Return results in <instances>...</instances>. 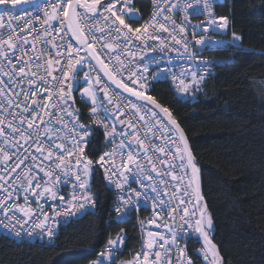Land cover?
I'll return each mask as SVG.
<instances>
[{
  "label": "built area",
  "instance_id": "built-area-1",
  "mask_svg": "<svg viewBox=\"0 0 264 264\" xmlns=\"http://www.w3.org/2000/svg\"><path fill=\"white\" fill-rule=\"evenodd\" d=\"M136 1L0 0V232L53 244L62 223L94 209L86 168L96 164L115 192L116 223L149 215L132 258H122V230L90 264H216L179 134L107 80L71 38L68 11L74 2L86 42L111 75L152 100L153 82L181 93L216 75L233 63L223 52L240 39L216 13L228 0H150L146 17ZM77 100L88 106L87 121ZM95 129L104 146L91 159Z\"/></svg>",
  "mask_w": 264,
  "mask_h": 264
},
{
  "label": "trees",
  "instance_id": "trees-1",
  "mask_svg": "<svg viewBox=\"0 0 264 264\" xmlns=\"http://www.w3.org/2000/svg\"><path fill=\"white\" fill-rule=\"evenodd\" d=\"M136 6L146 17L151 2L137 0ZM216 13L229 18V35L240 39L239 49L223 52L233 63L186 89L187 99L169 81L153 82L149 93L186 133L212 220L208 235L222 263L264 264V0H228ZM74 107L87 121L88 106L77 100ZM104 138L95 129L85 156L96 159ZM90 169L94 209L62 223L53 244L18 241L0 232V264H90L122 230L127 236L122 258H132L149 212L116 223L115 192L96 164Z\"/></svg>",
  "mask_w": 264,
  "mask_h": 264
},
{
  "label": "water",
  "instance_id": "water-1",
  "mask_svg": "<svg viewBox=\"0 0 264 264\" xmlns=\"http://www.w3.org/2000/svg\"><path fill=\"white\" fill-rule=\"evenodd\" d=\"M68 20L75 33L77 43L89 54V56L93 59V61L99 66V68L101 69V71L103 72L107 80L124 95L135 98L136 100L150 106L153 110L160 113L179 134L182 144H183V149L186 155V159L192 171L193 183H194L195 191L197 195V206L199 207L201 205V210L199 211L201 234L204 240L206 241V243L211 247V249L213 250L216 256V264H223L217 245L214 243L213 239L207 235L206 230H205L204 219L208 212V208H207L206 201L200 189V171L198 169V166L195 163L194 157L192 156V151H191L189 141H188V138L186 136L184 129L181 127L178 121L168 113V111L165 108H163L156 102V100H152L147 96L139 95V94H136V93H133L127 90L119 81H117L111 75V73L102 63V61L100 60L96 52L93 50V48L90 47L88 43L86 42L84 35L82 34L78 26V23H77L74 2H72L69 6Z\"/></svg>",
  "mask_w": 264,
  "mask_h": 264
},
{
  "label": "rangeland",
  "instance_id": "rangeland-1",
  "mask_svg": "<svg viewBox=\"0 0 264 264\" xmlns=\"http://www.w3.org/2000/svg\"><path fill=\"white\" fill-rule=\"evenodd\" d=\"M69 30H70L71 38L74 41H76V36H75V33H74L73 28H72L71 25H69ZM70 84H71V81H69V85H67V87H66L69 92L71 91V85ZM187 88H190V87H187ZM186 93L187 92H186V89H185V91L183 93H179V97H181L182 99H187L188 95ZM86 170H87V175L89 176V174L91 173L90 167H87ZM204 224H205L206 233L209 234L210 231L212 230V220H211L209 214H206L205 219H204Z\"/></svg>",
  "mask_w": 264,
  "mask_h": 264
},
{
  "label": "flooded vegetation",
  "instance_id": "flooded-vegetation-1",
  "mask_svg": "<svg viewBox=\"0 0 264 264\" xmlns=\"http://www.w3.org/2000/svg\"><path fill=\"white\" fill-rule=\"evenodd\" d=\"M208 235V234H207ZM209 236V235H208ZM210 237V236H209Z\"/></svg>",
  "mask_w": 264,
  "mask_h": 264
}]
</instances>
